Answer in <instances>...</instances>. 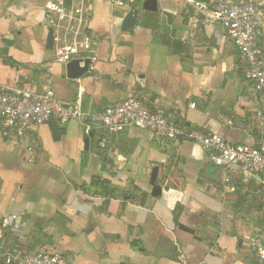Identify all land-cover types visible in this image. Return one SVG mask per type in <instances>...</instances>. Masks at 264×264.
<instances>
[{"label": "crops", "instance_id": "obj_1", "mask_svg": "<svg viewBox=\"0 0 264 264\" xmlns=\"http://www.w3.org/2000/svg\"><path fill=\"white\" fill-rule=\"evenodd\" d=\"M47 1L0 0V89L42 92L49 79L58 101L80 102L87 114L137 92L146 110L178 128H208L228 143L260 138V98L232 40L182 0H157L156 12L132 0L129 10L139 11L132 30L121 27L123 16L107 0H90L97 62L79 82L45 48ZM259 46L264 50V38ZM97 138L102 157L93 153ZM155 167L161 195L153 198ZM223 175L200 146L139 129L115 135L92 129L86 136L80 121L52 120L19 138L0 127V221L16 214L25 223L21 237L4 233L0 251L55 250L64 264H259L246 243L264 232L263 177L243 189L228 173L236 191L222 197ZM93 177L135 201L96 193Z\"/></svg>", "mask_w": 264, "mask_h": 264}, {"label": "built area", "instance_id": "obj_2", "mask_svg": "<svg viewBox=\"0 0 264 264\" xmlns=\"http://www.w3.org/2000/svg\"><path fill=\"white\" fill-rule=\"evenodd\" d=\"M111 10L125 16L132 0H107ZM203 18L205 24H219L229 35L238 52V61L245 69L247 79L259 95L261 107L255 113L260 123V138L252 145L228 143L208 128L187 130L170 123L161 112L146 110L137 92L113 107L87 114L80 102L64 104L58 101L49 79L42 92L33 90L0 89V127L3 135L14 134L24 138L30 130L52 120L61 126L80 121L88 136L92 129L118 134L134 128L169 141L182 140L200 146L208 152L209 161L221 168L222 197L233 194L228 173L238 175L241 186L261 175L264 187V50L259 41L264 38V2L261 0H182ZM47 26L53 31L54 62L66 66L73 60H89L88 72L95 70L97 57L95 42L89 32L93 16L90 0H48L44 5ZM79 82V79L75 80ZM105 142L100 143V148ZM32 154L33 149L28 147ZM30 161V160H29ZM25 223L16 214L3 216L0 221V241L4 233L22 236ZM259 264H264V232L251 235L246 243ZM4 264H64L58 251L30 252L20 246L3 249Z\"/></svg>", "mask_w": 264, "mask_h": 264}, {"label": "water", "instance_id": "obj_3", "mask_svg": "<svg viewBox=\"0 0 264 264\" xmlns=\"http://www.w3.org/2000/svg\"><path fill=\"white\" fill-rule=\"evenodd\" d=\"M142 11L146 12H156L157 11V0H145L141 6ZM139 11L137 9L129 10L125 16L123 17L121 21V27L123 29L132 30L136 24H137V15ZM46 50L51 51L53 48V31L51 28H48L47 30V36H46ZM89 60H73L69 62L65 66L66 71V77L69 80H77L80 79L82 76H84L88 72L89 67ZM99 145V139H95L92 145L93 153L95 155H98L99 157H102L104 154L103 150H100L98 148ZM85 149L88 148V139L84 141ZM158 176V168H153L150 176V185L152 187L151 190V196L153 198H156L161 195V187L156 184V179ZM178 228L182 231H185L190 234H194L193 230H190L182 225H178ZM239 244L241 242L239 241Z\"/></svg>", "mask_w": 264, "mask_h": 264}, {"label": "trees", "instance_id": "obj_4", "mask_svg": "<svg viewBox=\"0 0 264 264\" xmlns=\"http://www.w3.org/2000/svg\"><path fill=\"white\" fill-rule=\"evenodd\" d=\"M83 163L84 162H82V164ZM89 186L94 188L96 193L102 194L108 198H113L118 192H120V197H122L124 200L135 201V197H133V195L122 190L120 191L118 188L112 187L110 181L102 179L100 177L91 178ZM136 191L137 190L134 189V192ZM141 197L144 198V194H139L137 200H139Z\"/></svg>", "mask_w": 264, "mask_h": 264}, {"label": "rangeland", "instance_id": "obj_5", "mask_svg": "<svg viewBox=\"0 0 264 264\" xmlns=\"http://www.w3.org/2000/svg\"><path fill=\"white\" fill-rule=\"evenodd\" d=\"M131 3H132V2H131ZM131 3H130V4H131Z\"/></svg>", "mask_w": 264, "mask_h": 264}]
</instances>
